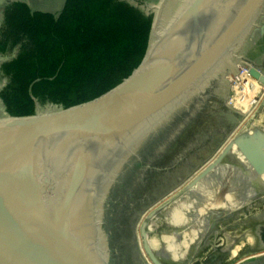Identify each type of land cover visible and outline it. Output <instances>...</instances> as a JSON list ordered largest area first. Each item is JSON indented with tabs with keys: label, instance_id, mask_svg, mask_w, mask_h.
<instances>
[{
	"label": "water",
	"instance_id": "1",
	"mask_svg": "<svg viewBox=\"0 0 264 264\" xmlns=\"http://www.w3.org/2000/svg\"><path fill=\"white\" fill-rule=\"evenodd\" d=\"M244 102H264V0H159L142 59L115 86L56 112L0 117V264H123L133 197L171 141L190 119ZM219 192L229 203L207 207ZM261 196L264 131L255 129L159 209L193 198L190 219L202 208L212 230ZM192 228L145 219L143 249L153 264H190L192 251L168 263L169 248L156 253L149 238L179 243Z\"/></svg>",
	"mask_w": 264,
	"mask_h": 264
},
{
	"label": "trees",
	"instance_id": "2",
	"mask_svg": "<svg viewBox=\"0 0 264 264\" xmlns=\"http://www.w3.org/2000/svg\"><path fill=\"white\" fill-rule=\"evenodd\" d=\"M151 19L125 0H63L56 14L8 3L0 22V55H9L0 63L6 113L33 115L47 102L68 108L106 92L142 59ZM235 117L225 107L186 122L135 193L148 195L138 213L195 171ZM242 264H264V256Z\"/></svg>",
	"mask_w": 264,
	"mask_h": 264
},
{
	"label": "rangeland",
	"instance_id": "3",
	"mask_svg": "<svg viewBox=\"0 0 264 264\" xmlns=\"http://www.w3.org/2000/svg\"><path fill=\"white\" fill-rule=\"evenodd\" d=\"M14 0H0V22L2 21L3 18V9L4 5H7V3H10ZM18 1H23L25 2L30 9L32 10H42V11H47L51 13H58L60 10L63 0H18ZM138 8H140L142 11H144L146 14H153V6L158 3L159 0H125ZM9 55H0V63L7 59ZM6 82V77L1 75L0 72V89L1 87L5 84ZM263 106V102H248L244 104H237V105H230L228 106V109L233 111L234 113L237 114V117L233 118L232 121V126L231 129L227 132L225 135L223 141L218 145V147L212 151L211 155L207 157L203 163L200 164L199 168H196L195 171L196 173H191L189 176V181L195 177L200 171H202L209 163H211L215 157L216 154L219 150L221 151L222 148L226 145V140L228 137L231 135L232 131L236 128V126L241 122L242 125L249 126L252 124L254 121L257 124H264V113L262 114L261 109ZM37 111L41 113H52L56 112L61 109L60 105L54 104V103H45V104H37L36 106ZM242 110V111H239ZM7 113L5 111L4 105L0 99V117L6 116ZM247 124V125H246ZM224 143V144H223ZM224 145V146H223ZM221 148V149H220ZM219 151V152H220ZM218 152V154H219ZM217 154V155H218ZM212 159V160H211ZM199 169V170H198ZM194 171V172H195ZM175 172V171H174ZM179 178V176H178ZM188 178V177H187ZM187 179H180L179 183L163 197H161L157 202L152 203L145 209H143L140 213L137 214V217L135 218L132 226V241L129 242L131 243L128 247L125 248L128 249L125 251L124 254V264H147L145 257L142 255L138 241H137V233L140 231V226L142 224L141 220L143 221V214L152 209H154L159 202H163L165 199L164 197L168 195L169 192L174 191L180 184L185 182ZM235 192L233 191V194ZM255 200L250 201L249 203L254 202ZM246 205V204H245ZM244 205V206H245ZM242 206V208L244 207ZM153 211V210H152ZM250 214H242L239 216V218H236L235 220L230 219L229 222L231 227H226L229 230H237V227L241 224V219H246L250 222V220L254 221ZM228 222V223H229ZM226 223L223 224H218L216 226L215 233L212 230H207L202 234L200 239L198 240V244L193 246L192 253H193V258L192 264L194 261H200L202 264H242L245 261L249 260H255L258 259L259 257L264 256V246L261 244L262 237L259 230H254V236L256 239V245H249L246 242H243L242 244L238 245L240 248H238L237 253L234 256H229L225 253L227 246L229 245L228 243L225 244V236L223 235V228ZM233 224V225H232ZM255 228V225L252 226V228ZM236 228V229H235ZM139 229V231H138ZM208 238V239H207ZM224 250V251H223ZM219 252V253H218ZM210 255V256H209ZM215 255V256H214ZM207 262V263H206Z\"/></svg>",
	"mask_w": 264,
	"mask_h": 264
},
{
	"label": "bare ground",
	"instance_id": "4",
	"mask_svg": "<svg viewBox=\"0 0 264 264\" xmlns=\"http://www.w3.org/2000/svg\"><path fill=\"white\" fill-rule=\"evenodd\" d=\"M153 10H154V6H153ZM244 103H248V102H244ZM244 103H237V104H244ZM237 104H233V105H237ZM239 111H242V110H239ZM261 112H262V114L264 113V102H263ZM255 129L260 130V131H264V124H257L253 121L251 125L244 126L242 129H240V124H238L236 126V128L232 131L231 135L226 140V143L238 135L247 134V133H249ZM218 152L215 153L216 156H217ZM194 173H196V171ZM191 176H189V177H191ZM189 177L187 178V180H185V182L180 184L174 191L169 192L168 195L164 197L165 199H169V200L163 202L162 204L167 203L168 201H170L171 199H173L174 197H177V195L182 193L188 184L187 181L189 180ZM216 177L217 176H215V175H213V177H210L212 179L209 178L210 180H209L208 184L215 185V182L218 183V181H216ZM217 179H218V177H217ZM183 184H185V186L179 192H177L176 194H173ZM208 184H206V186H210ZM197 186H198V184L196 185V187ZM231 187L236 188V186H231ZM232 188H230L228 190H232ZM219 194H218L219 196L213 197V200L207 204L208 205L207 207H210V208L215 207L216 208V207H219L222 205L226 206V203H229L230 200L228 197L229 195H227V193L219 192ZM170 195H171V197H170ZM194 200L195 199H193V198L191 200H184V201H181V203L176 205V206L167 204L168 206L166 205L162 209H159V207H161L160 205H162L159 203L154 209H152L153 210L152 212L148 213L145 211V213L143 214V218H144L143 221L145 219H147L149 226H151L152 228H155L157 226L160 227L161 225H163V223H169L172 225L176 224V223H180V222L182 224H184L185 222L196 224L197 228H195V229L192 228V229H190L189 232H186L182 237V241L179 243H175L173 241L172 237L165 235V234H162L160 236L153 234L149 238L150 246L154 252L157 253V252L161 251V253L163 254L164 250L162 252V249L166 246L169 248V250L171 251V253H170L171 255L169 257L165 258L166 262H168V263L169 262L170 263H173V262L183 263L187 259L188 253L192 251L193 246L198 244V240L200 239L202 234H204V232H206L207 229L210 227L209 225L207 227V225L202 224V218L206 212L202 208L199 209V215H198V216H200L199 218L195 217V218H191L192 220L190 219V215H192V210L194 211V204H195ZM245 213L250 214L249 216H251L254 221L250 220L251 223H249V221L246 220L247 218L241 219V224L237 227V230H235V231L229 230V228L231 227V225H229L230 224L229 220L232 218H233L232 220H235L236 218H239V216H241L242 214H245ZM141 222H142V220H141ZM223 223H226V224H224L225 226L222 227L223 228V230H222L223 235L225 236L224 242H225V244H227V243L229 244L227 246L226 251H225V253L227 255L234 256L237 253L238 248H240L238 245L242 244L243 242H246L251 246L256 245L257 242H256V239L254 236V230L260 229L264 233V196L259 197L254 202L248 203L243 208L241 207L237 210H234L231 214L224 216L223 218L217 220L215 222V224H216L215 227H213L212 233H215V231H217L216 226L218 224H223ZM253 225H255V228L254 227L252 228ZM226 227H229V228L227 229ZM138 231H139V229H138ZM136 237H137V241H138L140 251H141L142 255L145 257L146 262L148 264H153L151 262V260L148 258L145 250L143 249L140 231H139V233H137Z\"/></svg>",
	"mask_w": 264,
	"mask_h": 264
},
{
	"label": "flooded vegetation",
	"instance_id": "5",
	"mask_svg": "<svg viewBox=\"0 0 264 264\" xmlns=\"http://www.w3.org/2000/svg\"><path fill=\"white\" fill-rule=\"evenodd\" d=\"M6 6V5H5ZM243 122V121H241ZM240 124V129H242L245 125L241 126L242 123ZM156 168V167H155ZM156 170V169H155ZM189 182V180L187 181V183ZM185 186V184H183L179 189L176 190V192H174L173 194H176L177 192H179L183 187ZM143 191V190H142ZM141 191V192H142ZM140 192V194L136 195L135 198L132 200V204H131V209H130V215H129V221H128V229H127V237H126V244H125V248L128 247L131 243L133 239H132V226H133V222L135 220V218L137 217V214L139 212V209L141 208V206L143 205V203L145 202V200L147 199L148 195H147V191H143L142 193ZM172 195V194H171ZM170 195V197H171ZM169 199H164L163 202L167 201ZM162 201L159 202L160 204L163 203ZM161 206V205H160ZM152 212V210L148 211V213ZM133 242V241H132ZM128 250V249H126ZM124 250V254L125 251Z\"/></svg>",
	"mask_w": 264,
	"mask_h": 264
}]
</instances>
